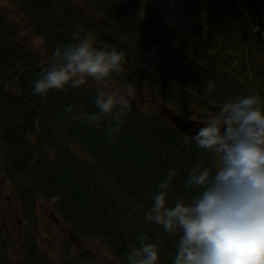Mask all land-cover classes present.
<instances>
[{
    "label": "trees",
    "instance_id": "obj_1",
    "mask_svg": "<svg viewBox=\"0 0 264 264\" xmlns=\"http://www.w3.org/2000/svg\"><path fill=\"white\" fill-rule=\"evenodd\" d=\"M6 1L22 22L0 12V176L13 189L25 227L19 243L0 223V264H10L8 243L21 246V264H53L35 240L40 199H55L66 228L100 240L121 264L139 232L158 238L159 264H171L175 237L146 222L144 212L169 167L178 169L171 196L193 195L184 187L188 170L201 162L214 165L213 154L190 138L186 143L158 109L140 104H132L109 140L104 127L66 113L68 105L74 112L96 110L93 81L53 89L44 99L32 92V81L55 47L82 29L99 46L126 52L116 83L153 94L178 115L206 121L229 97H264V0H236L237 13L228 0ZM165 3L169 17L161 14ZM34 37L42 41L44 59L31 49ZM209 79L216 86L211 95L205 91Z\"/></svg>",
    "mask_w": 264,
    "mask_h": 264
},
{
    "label": "clouds",
    "instance_id": "obj_2",
    "mask_svg": "<svg viewBox=\"0 0 264 264\" xmlns=\"http://www.w3.org/2000/svg\"><path fill=\"white\" fill-rule=\"evenodd\" d=\"M77 29L72 40L57 45L50 62L32 81L41 99L53 90L94 81L95 111L82 107L66 113L96 128L104 127L109 140L119 133L132 109L134 87L115 86L126 65V52L99 46L91 32ZM209 79L205 91L215 92ZM213 154L214 165L196 164L188 170L184 187L193 195L172 197L178 169L169 167L151 195L146 222L174 236L171 264H264V97L241 94L224 100L190 137ZM189 142V137H185ZM125 264H159L160 241L146 232L135 235Z\"/></svg>",
    "mask_w": 264,
    "mask_h": 264
},
{
    "label": "rangeland",
    "instance_id": "obj_3",
    "mask_svg": "<svg viewBox=\"0 0 264 264\" xmlns=\"http://www.w3.org/2000/svg\"><path fill=\"white\" fill-rule=\"evenodd\" d=\"M161 11L164 16L169 17L171 12L168 4H164ZM12 12V15L8 11ZM12 6L6 0H0V12L8 15L10 22H22L13 11ZM38 37L32 38L31 49L42 59L45 58L42 51V41ZM94 87L98 85L93 81ZM115 86L124 88L126 86L115 82ZM132 104H140L149 110H156L159 103L154 99V95H142L134 89ZM142 103V104H141ZM1 174V173H0ZM0 223L2 231L10 239L17 240L23 238L22 229L24 222L19 219V202L11 185L3 176H0ZM55 199H40L37 202V240L40 254L47 257L53 264H61L64 259L70 264H121L114 257L107 245L98 239L82 237L71 232L60 220L58 213L54 209ZM20 243V241L17 240ZM21 246L17 243L6 248V253L11 264L21 260Z\"/></svg>",
    "mask_w": 264,
    "mask_h": 264
},
{
    "label": "water",
    "instance_id": "obj_4",
    "mask_svg": "<svg viewBox=\"0 0 264 264\" xmlns=\"http://www.w3.org/2000/svg\"><path fill=\"white\" fill-rule=\"evenodd\" d=\"M228 5L230 10H232L234 13L240 11V6L236 0H228ZM157 108L160 115L165 118L173 126V128L188 136L189 138L196 132L199 126L204 123L202 120L183 117L180 114L178 115V113H176L172 108L167 107V105L164 104Z\"/></svg>",
    "mask_w": 264,
    "mask_h": 264
},
{
    "label": "flooded vegetation",
    "instance_id": "obj_5",
    "mask_svg": "<svg viewBox=\"0 0 264 264\" xmlns=\"http://www.w3.org/2000/svg\"><path fill=\"white\" fill-rule=\"evenodd\" d=\"M17 263H20V264H21L22 262H20V260H18V262H15V264H17ZM10 264H11V263H10Z\"/></svg>",
    "mask_w": 264,
    "mask_h": 264
}]
</instances>
